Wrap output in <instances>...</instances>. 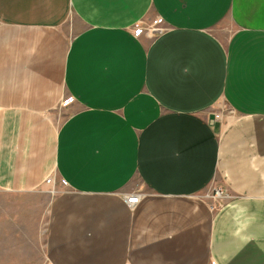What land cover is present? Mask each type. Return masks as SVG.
Masks as SVG:
<instances>
[{
  "label": "crops",
  "instance_id": "obj_1",
  "mask_svg": "<svg viewBox=\"0 0 264 264\" xmlns=\"http://www.w3.org/2000/svg\"><path fill=\"white\" fill-rule=\"evenodd\" d=\"M43 262L264 264V0H0V264Z\"/></svg>",
  "mask_w": 264,
  "mask_h": 264
},
{
  "label": "built area",
  "instance_id": "obj_2",
  "mask_svg": "<svg viewBox=\"0 0 264 264\" xmlns=\"http://www.w3.org/2000/svg\"><path fill=\"white\" fill-rule=\"evenodd\" d=\"M163 24V19H158L155 23V25L153 27H151V29H146L142 23H137L134 27V35L136 37H141L142 35L144 34H148V33H156V32H159L161 31L160 29V26ZM72 101H74L73 98H71ZM222 113L218 112L216 113L215 115V118L217 120H221L222 119ZM47 185H50L52 186L53 188L55 187V184H56V181L53 178H48L47 181H46ZM62 184L63 185H67L65 181H62ZM142 197H143V194L142 193H135L133 195H129L126 197V203L127 205L131 208V209H134L137 205L140 204L141 200H142ZM209 198L211 196H208ZM212 197L214 199L217 200V202H220L222 200H224L225 198V192L224 191H218L216 192V194L212 195Z\"/></svg>",
  "mask_w": 264,
  "mask_h": 264
},
{
  "label": "rangeland",
  "instance_id": "obj_3",
  "mask_svg": "<svg viewBox=\"0 0 264 264\" xmlns=\"http://www.w3.org/2000/svg\"><path fill=\"white\" fill-rule=\"evenodd\" d=\"M74 103V101H72L71 100V98H68V99H65L61 104H60V107H59V109H58V111H57V116L55 117L56 118V120H57V122H61V121H63L65 118H66V116H67V114H68V110L67 111H65L63 108H68L70 105H72ZM218 112H220V113H222L223 114V112L225 113V112H228V108H226V106H221L220 108H219V111ZM215 189L214 190H212V192L210 193V198L209 197H207L208 198V201L209 202H211V203H217V200L216 199H214L213 197H212V195H214V194H216V192H218V191H221L222 189L221 188H217V187H214ZM223 191V190H222ZM50 192L51 193H48V194H46L47 195V198L49 197V201L50 200H52V197H54L58 192H59V188H58V182L56 181V184H55V187L52 189V190H50ZM209 194V193H208ZM42 242L43 241H39V243H40V253H41V244H42ZM42 264H47V263H42Z\"/></svg>",
  "mask_w": 264,
  "mask_h": 264
},
{
  "label": "bare ground",
  "instance_id": "obj_4",
  "mask_svg": "<svg viewBox=\"0 0 264 264\" xmlns=\"http://www.w3.org/2000/svg\"><path fill=\"white\" fill-rule=\"evenodd\" d=\"M208 196H210V195H208Z\"/></svg>",
  "mask_w": 264,
  "mask_h": 264
}]
</instances>
